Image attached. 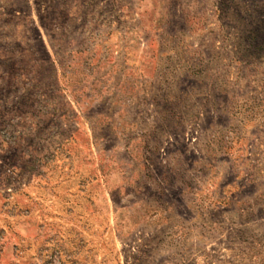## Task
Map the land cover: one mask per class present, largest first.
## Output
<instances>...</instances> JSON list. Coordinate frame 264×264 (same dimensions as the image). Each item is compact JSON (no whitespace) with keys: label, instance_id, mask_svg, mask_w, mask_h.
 <instances>
[{"label":"rangeland","instance_id":"374dc122","mask_svg":"<svg viewBox=\"0 0 264 264\" xmlns=\"http://www.w3.org/2000/svg\"><path fill=\"white\" fill-rule=\"evenodd\" d=\"M0 264H264V0H0Z\"/></svg>","mask_w":264,"mask_h":264}]
</instances>
